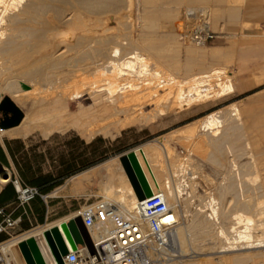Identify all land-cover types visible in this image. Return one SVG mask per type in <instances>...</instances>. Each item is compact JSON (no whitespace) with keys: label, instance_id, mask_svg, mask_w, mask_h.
<instances>
[{"label":"bare ground","instance_id":"1","mask_svg":"<svg viewBox=\"0 0 264 264\" xmlns=\"http://www.w3.org/2000/svg\"><path fill=\"white\" fill-rule=\"evenodd\" d=\"M161 1L164 0H0V100L4 90L12 93L14 101L23 103L29 98L33 100L29 114L22 123L1 131L0 135L11 139L20 138L26 136L30 129L33 131L36 128H42L44 134L73 128L84 136L92 137L99 133L110 135L113 128L123 129L157 117L177 114L235 93L234 76L218 66L198 74L195 71V74H187L180 79L181 68L176 62L178 57H174L176 53L179 55L180 50L177 47L179 44L175 46L173 41L175 33L167 31V35L159 41L161 43L153 39V34L165 26V21L169 20L167 18L173 16L170 17L172 21L178 18L181 7L185 8L187 17L201 13L200 17L207 21L209 12L197 8L206 0H177L180 7L168 6L165 12L161 11ZM167 1L173 3V0ZM212 1L215 6L209 20L216 24L221 16L227 14L225 6L231 0ZM135 2L139 13L137 25L141 32L138 38L133 39L126 34L127 38L122 36L128 41H119L120 37L114 34L116 29L104 25L105 28H102L101 23L104 21L101 20L113 16L119 25L123 24V19L131 18ZM83 16L93 17L95 24L101 22L97 26L101 25L105 35L92 26H86L88 21L84 24ZM53 19L64 23L63 30L56 32ZM207 26L186 25L181 32L183 39L204 44L210 32ZM88 32L92 35H88ZM165 46L176 52L175 55H172V51V56L165 55ZM213 51L211 55L216 58L215 62H221L220 48ZM186 53L190 63L188 72H192L198 57L204 56L195 57L196 50L191 48H187ZM27 91L33 93L28 94ZM228 112H231L230 117L227 116ZM226 116L240 121V108L232 104L225 111L219 110L207 115L198 126H192L187 140L194 138L197 151L210 143L218 148L224 142L233 140L236 133L232 124L225 126L223 134L217 131V128L222 127L221 117L225 119ZM161 145L169 159L171 153L166 151L165 145ZM260 145L255 151L248 141L244 159L229 160V170L226 168L223 176L224 183L216 185V188L213 185L215 190L209 196L210 203L206 204L208 208H199L190 215V220L186 216L187 207L179 200L185 189L186 175L193 174L190 157L170 163L169 174L161 165L163 151L159 144L152 142L133 152L149 188L154 192H162L178 220L171 234L176 254L166 261L161 258L151 264H215L212 257L198 258L200 254L211 253L219 254L215 258L217 261L226 260L218 264H242L243 259L252 261L264 254V143ZM228 153L232 157V148ZM104 167L107 179L104 178L106 182L100 196L121 213H133L141 201L127 174L120 173L113 161ZM0 168L5 175L3 177L0 174L1 189L3 183L10 181L11 172L1 164ZM98 168H93L91 172L97 173ZM163 177L170 181L163 182ZM82 178L85 179V176ZM229 179L232 180L227 183ZM179 180L181 183H178ZM235 189L238 192L237 198L229 197ZM250 193L259 198L252 199ZM181 205L185 208L184 216L179 210ZM234 206L237 208L232 211ZM64 223L61 221L51 227H39L25 232L6 243L3 252L16 264H28L17 245L34 239L46 264H59L45 232L57 227L69 249L73 250L63 228ZM176 241L178 248L174 244ZM207 247L211 251L213 248L217 250L211 252ZM199 250L202 252L199 253ZM186 257L190 259H184ZM150 258L152 262L155 261L153 254Z\"/></svg>","mask_w":264,"mask_h":264},{"label":"rangeland","instance_id":"2","mask_svg":"<svg viewBox=\"0 0 264 264\" xmlns=\"http://www.w3.org/2000/svg\"><path fill=\"white\" fill-rule=\"evenodd\" d=\"M171 3L172 2L167 0L161 1V11L165 12L167 10L166 7L168 6L173 7V5H175V7H180L179 1L177 0H173V3ZM135 6L131 11V18L123 19V24L119 25V23L116 22L113 16L101 20L104 21L105 24L108 23L107 25H105L103 22L99 23H101L102 26L104 25L106 28L109 27L116 29L114 34L115 36L117 35L120 37L119 41H128L126 39L128 35L133 39L138 38L137 36H139L141 30L137 25V15L139 13L137 11L138 5L136 4V2ZM214 6L215 5L212 0H206L205 2L197 6V8L206 9V11L209 12V17L207 20L208 24H210L209 26H207L208 24L206 19L203 20V18L200 17L201 13H196V15H190L187 17V15L185 14V8L181 7L179 8L178 18L174 16L176 19L174 18L175 20L173 21V16H170L172 17L171 19L170 17L167 18L169 20L166 19L167 21H165V26L158 28L155 31L156 34H153V39L157 40L156 43H161L159 41H162L163 37L166 36L168 32H172L173 34L175 33L173 41L174 43H176L175 46L179 44V46H177L180 49L178 52L179 55L173 50L168 49V47L166 46L165 48L167 50H165V55L170 57L171 51L173 56L176 53V56L174 57H178L176 59V62L178 65H180V70L183 71H179L180 79L185 78L187 74L193 75L196 72L197 74L207 72L215 66H218L225 69L226 72H229V75L234 76L233 83L236 87L235 93L224 98L193 106L190 109H185L184 111H181L177 114L157 117L154 120H148L144 123L134 124L123 129L113 128L111 130V133H113L110 135L99 133L92 137L84 136L81 135L78 130L73 128L65 131H53L49 134H44L42 128H36L33 129V131L30 129L26 136L13 139L0 135V143L3 145L5 140H14L19 142L24 141L29 146L30 151L28 153V157L32 160V166L35 170V176L51 174L53 175V179L59 184L46 195L48 196V205L43 223H40L38 221V218L30 212L29 208L20 209L15 212V214L17 212H20V214H22V222L17 227L15 234L21 235L22 233L39 227H51L61 221L67 222L68 220L74 218L75 214L83 207L90 206L102 200L103 198L100 196V191L101 188L105 185L106 180L104 178H106L107 176L104 167L105 164L112 161L115 162L117 168H119L118 171L126 175L120 158L122 156H127L128 154L133 153L135 150L141 148L142 146L152 142L159 144V146L161 147V151H163L161 152L162 163H159H161V165L168 171L169 174L170 163L177 162L184 157H190L193 174L186 175L187 179L185 180V189L183 194L179 197V200L184 202L183 205L185 206V208L187 207L186 216H188L189 220L190 218H192L190 217V215H192V213L194 214L199 208H204L203 210H205V208H208L207 205L210 203V194L213 193L216 185L218 186L221 183H224L223 176L226 173L227 169L229 170V160L244 159L245 145L248 141L252 144V148L255 151L259 149L260 144L262 145L264 143V0H243V2L242 0H231V2H228L225 6L227 14L225 13L223 15L224 17L221 16V19H219L216 24H213V22L209 20L211 19L210 14L214 9ZM230 10L231 12H229ZM231 16L233 17V19ZM83 18H85L86 20ZM230 18L232 22L229 20ZM82 20H84V24L88 21L86 26H92L93 29L95 28V30H97L100 34L105 35L102 29L105 27L103 26L102 28H100L101 25L97 26L99 23L95 24V19L93 17L83 16ZM91 21L94 22V25H92L93 23ZM52 22L55 23L53 24L56 32H60L61 30H63L64 23H59L58 20L54 19L52 20ZM188 24H196L197 26H202L204 24V26L209 27V36L207 37L204 44H196L190 41H185V39H183V34H181V32ZM171 26H173V28ZM177 26L179 28L176 30L175 28ZM124 28L126 30H124ZM87 34L92 35V33L90 32H88ZM122 35H125L124 37H126V40H124ZM155 36L156 38H154ZM76 38L77 37H75L73 41H75ZM217 47L221 50L220 56L222 58L219 56L221 62H215L216 58L211 55L214 52L213 50ZM187 48L196 50L197 55L195 54V57H198V55L204 56L203 58L198 57L199 59L197 63L193 64L192 72H188L190 63L188 55L186 53ZM197 52L201 53L198 54ZM201 66L204 67L201 68ZM194 67L196 68V70ZM27 93L30 94L33 93V91H27ZM5 97H9L21 109L25 116L29 114L28 112L32 107L33 101L31 98L24 100L23 103L22 101H14L12 93L8 90H4L1 93L0 103ZM232 104H235L240 108L241 120L234 121V117H232V119L227 118V116L230 117L231 113L228 112L225 118L227 120L221 117L223 121L222 127L217 128V131L219 130L218 132H222L223 134L225 126L227 124H232L236 133L235 138L237 139L235 140L234 138L233 140H228L224 142L223 146H220L218 148L214 145H210V143L201 151H197L194 147V138L187 140L189 136L188 131L192 128V126H198L203 118H205L207 115L219 110L225 111ZM74 109L75 105H73L72 107V110ZM1 117L2 115L0 113V118ZM237 132L240 133L238 134ZM162 139L164 143L162 142ZM19 142L13 144V147L15 149H18L20 147L21 144ZM84 142H87V145H85ZM161 144L165 145L167 149L166 151H168V153H171L169 159L167 158L166 152ZM231 148L233 152L232 157L228 153L229 150L231 151ZM85 155L86 157H90L91 161L99 159L102 155L106 159L104 162L86 171L71 176L68 175L67 167L69 166V164L75 165V168L80 167L86 161ZM163 156L165 159L163 158ZM96 167H99L98 172L92 173L91 170ZM12 168L13 169L8 168L11 173H13L14 170L16 171L14 166H12ZM83 175L85 176V179L82 178ZM168 176V178H170V175ZM165 178L166 177H163V182H166L167 180L170 181L169 179L166 180ZM231 180L232 179H229V181L227 180L226 182L230 183ZM226 182L225 185H227ZM7 183L3 184L8 185ZM178 183H181V180H179ZM213 185L215 186V188ZM2 188L4 189L5 186H3ZM250 194V197H252V199L254 200H257L259 198L258 195H255L253 193ZM228 196L237 198V190H232V192ZM235 200L238 202V199ZM183 205L179 207L182 216H184L183 211L185 210ZM233 208L232 211L236 210L237 207L235 208L234 206ZM14 209V205L10 207L11 211ZM206 212L208 213V211ZM174 244H176L178 248L177 241ZM27 246L29 252L34 257L30 244L27 243ZM17 247L25 258L20 245H17ZM215 249L216 248H213V250L211 251V248L207 247V250H210L211 252H216L217 249ZM198 252L200 253L202 251L199 250ZM169 253L171 255H175L176 251L174 249L169 250ZM218 255V253H211L210 255L200 254L198 255V258L212 257V260L215 264H218L217 262L224 263L226 261L225 259H219L218 261L215 259ZM184 259L190 258L186 257ZM43 261L45 260L43 259ZM249 261L250 260L243 259L242 264H264V254L260 256L258 255L257 258L252 260L253 262Z\"/></svg>","mask_w":264,"mask_h":264},{"label":"built area","instance_id":"3","mask_svg":"<svg viewBox=\"0 0 264 264\" xmlns=\"http://www.w3.org/2000/svg\"><path fill=\"white\" fill-rule=\"evenodd\" d=\"M0 174L3 176L2 171ZM7 184L14 187L16 198L14 210L7 211L5 207H0V236L5 238L0 241V264H16L3 252L6 243L24 234H15L22 222V216L15 217V212L29 208L38 196L48 205V196L40 194L34 187L24 185L12 173ZM2 190L3 188L0 189ZM150 191L151 195L141 201L133 213L126 215L103 199L93 206L79 210L75 215L81 217L94 252L86 245H77L75 250L69 249L68 254L63 257V263L151 264L161 258L163 261L171 258L169 250L174 249L171 234L177 227L178 220L168 207L162 192ZM151 254L155 258L153 262Z\"/></svg>","mask_w":264,"mask_h":264},{"label":"water","instance_id":"4","mask_svg":"<svg viewBox=\"0 0 264 264\" xmlns=\"http://www.w3.org/2000/svg\"><path fill=\"white\" fill-rule=\"evenodd\" d=\"M0 113L2 115L0 118L1 131L19 126L25 117L21 109L9 97H5L1 101ZM120 161L123 164L128 179L139 200L143 201L145 198L149 197L151 195V191L143 173L140 171L137 160L135 159V155L130 153L127 156H122ZM0 164L3 165L2 163ZM4 176L5 175L3 174V177ZM63 228L71 242L73 250L76 249L77 245H86L91 252H94L93 245L88 236L87 230L83 225L81 217L76 216L68 220L63 224ZM45 235L53 249L58 263L64 264L63 257L68 254L69 246L67 245L61 231L57 227H53L52 229L47 230ZM27 243L30 244L34 257L29 252ZM20 248L23 251L26 260L28 261V264H35V262L44 264L34 240L21 243Z\"/></svg>","mask_w":264,"mask_h":264},{"label":"trees","instance_id":"5","mask_svg":"<svg viewBox=\"0 0 264 264\" xmlns=\"http://www.w3.org/2000/svg\"><path fill=\"white\" fill-rule=\"evenodd\" d=\"M18 142L19 141H5V145L8 154L10 155L13 161L19 180L24 185L36 188L40 194L47 195L55 187L59 185L58 182L53 179V175L51 174L35 176V170L33 169L31 158L28 157V154L26 152L21 153L22 149L24 148L22 142H19L21 145L18 149H15L13 147V144ZM105 159L106 158L102 155L99 159L95 161H91L90 157L87 156L85 163L80 167L75 168L74 167L75 165L69 164V166L67 167L68 175L71 176L86 171L104 162ZM0 163H2L4 166L7 167L9 166V161L1 146H0ZM15 198H16V193L12 184L6 185L5 188L0 193V207H5L10 203L15 202ZM29 210L33 215H35L38 218V221L40 223L44 222L47 205L39 196L36 197L35 200L31 203V208H29ZM20 215L22 214H20V212H17L15 214V217ZM4 239H5L4 237L0 236V241Z\"/></svg>","mask_w":264,"mask_h":264},{"label":"crops","instance_id":"6","mask_svg":"<svg viewBox=\"0 0 264 264\" xmlns=\"http://www.w3.org/2000/svg\"><path fill=\"white\" fill-rule=\"evenodd\" d=\"M251 75H252V74H251ZM251 75H250V77H251ZM5 141H14V140H5ZM5 141H4V145L0 143V146H1L2 149L4 150V152H5L6 156H7V159H8V161H9V166H8V167L6 166V167H7V168H11V169H13L12 166H14V164H13V161H12V159H11L10 155L8 154L7 149H6ZM22 144H23L24 148L22 149L21 153H22V152H26V153L28 154L29 146H28L24 141L22 142ZM84 144L87 145V142H84ZM31 148H32V147H31ZM17 156H18V155H17ZM85 157H86V155H85ZM80 159H81V153H80ZM12 174L15 175L16 177H18V176H17V171L14 170V172H13ZM13 205H14V202H13V203H10V204L7 205V206H5V209H6L7 211H10V207L13 206ZM29 208H31V206H30Z\"/></svg>","mask_w":264,"mask_h":264}]
</instances>
